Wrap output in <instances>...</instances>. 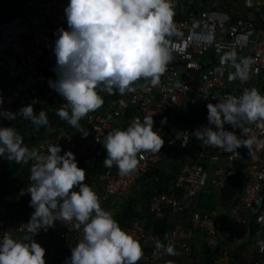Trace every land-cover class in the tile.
I'll use <instances>...</instances> for the list:
<instances>
[{
	"label": "built area",
	"instance_id": "obj_1",
	"mask_svg": "<svg viewBox=\"0 0 264 264\" xmlns=\"http://www.w3.org/2000/svg\"><path fill=\"white\" fill-rule=\"evenodd\" d=\"M67 3L68 0H0L3 109L13 112L16 104L37 106L56 95L47 81L56 79L52 71L56 63L52 50L54 33L60 27L67 29L64 15ZM174 3L176 31L168 37L173 60L159 84L153 86L140 80L135 92L112 94L100 109L80 120L89 133L86 138L67 124L43 134L34 148L46 154L49 145L59 144L60 154L73 152L81 168L98 160L109 131L124 130L135 118L142 122L153 114V130L164 139V145L157 154L141 153L144 159L132 174L121 175L115 165L98 172L93 185L100 202L131 194L139 179L159 167L163 158L169 159L171 189L145 196L143 208L158 220L168 213L189 210V222L161 230L146 227L139 219L131 220L125 231L144 248V264H155L163 258L165 253L155 249L157 241L172 243L176 249L188 245L197 231L202 232L204 245L213 251L212 264H231L230 250L219 244L221 231L225 230L236 245H244L257 233L264 240V222H258L264 216V122L244 125L250 131L243 138L253 143L250 149L242 146L236 150L240 158L204 144L192 133L207 125L206 105L218 102L213 97L237 96L244 88H264V0H250V4L247 0H174ZM233 46L238 57H251L252 69L259 70L248 81H229L228 73L235 69L220 63L224 52ZM164 117L167 122L162 125ZM6 123L7 119L0 120V126ZM224 127L238 136L242 133L240 128L232 129L227 124ZM32 163H27L28 179ZM236 175L241 189L236 199L228 201L224 214L215 207L196 206L202 190L207 187L221 190ZM29 185L18 193H28ZM29 218L0 219V233L8 231L14 238L24 235ZM252 224L256 228L253 232ZM54 228L58 239L55 251L71 250L82 238V229L74 230L70 222H56ZM238 264H264V252L258 246L254 257Z\"/></svg>",
	"mask_w": 264,
	"mask_h": 264
},
{
	"label": "clouds",
	"instance_id": "obj_2",
	"mask_svg": "<svg viewBox=\"0 0 264 264\" xmlns=\"http://www.w3.org/2000/svg\"><path fill=\"white\" fill-rule=\"evenodd\" d=\"M175 14L174 0H68L64 8L67 29L60 27L54 33L56 63L52 71L56 79L47 81L64 100L56 115L86 138L89 133L79 122L103 106L99 91L132 93L140 80L158 85L173 60L168 37L176 31ZM220 63L235 69L228 73L229 81L245 82L259 71L252 69L251 57H238L235 46L224 52ZM213 99L218 102L206 105L207 125L192 134L204 144L240 158L236 150L242 146L250 149L253 143L243 138L250 131L244 125L264 122V94L251 87L244 88L240 96ZM2 104L0 97V120L19 117L30 121L36 130L49 124L47 113H36L32 104L15 113L3 109ZM152 116L142 122L135 118L126 129L107 133L102 162L106 168L115 165L121 175H129L144 159L141 153L160 151L164 139L153 130ZM166 122L167 118H162L161 124ZM225 124L242 129L241 135L225 130ZM61 152L59 144H51L46 154H41L25 145L15 127L0 126V157L16 164L33 162L28 194L29 206L34 209L22 237L0 233V264H46V250L34 237L41 230L54 228L56 222H70L74 230L82 229V238L64 264H138L144 256L139 240L119 226L112 211L102 208L99 195L84 183L86 171L78 167L75 154ZM258 222H264V216ZM257 244L264 252V240ZM155 249L168 256L178 255L172 243L157 241Z\"/></svg>",
	"mask_w": 264,
	"mask_h": 264
},
{
	"label": "trees",
	"instance_id": "obj_3",
	"mask_svg": "<svg viewBox=\"0 0 264 264\" xmlns=\"http://www.w3.org/2000/svg\"><path fill=\"white\" fill-rule=\"evenodd\" d=\"M261 94H264V88H258ZM118 91H114L116 94ZM237 93V92H236ZM242 92H239L237 96H240ZM99 95L103 98L104 102L112 96V94H108L106 91H99ZM64 103V100L57 93L56 95L37 106H33L36 113L40 110L45 111L48 116L49 124L47 126H42L39 130H36L35 126L31 124L30 121L24 120L20 118V120H16L13 122L12 127H15L19 134L22 135L24 139L25 145H27L30 149L34 148L37 141L42 137L46 132H55L57 129L64 127L68 123L66 121H62L57 115V110L61 107V104ZM21 107L19 105H14L13 112H17ZM19 118V117H18ZM12 120H7L9 123ZM14 121V120H13ZM106 157V150L102 152L99 156L98 160L93 163L87 164L81 168L86 171V179L85 181H92L94 176L105 168L103 165V160ZM29 168L27 164H16L13 161L8 160L6 157H0V219L2 220H13L20 217H30L34 209L29 206V201L31 199L28 193L20 194L18 193L20 188L25 187L27 184H30V179H28ZM157 172L154 170L149 171L146 176L154 174ZM239 175H236L230 178L226 185L221 189V197L223 201H233L239 195L241 185L238 179ZM169 180V176L163 177L159 175L157 182L158 186H154L145 192V196L150 194L151 192H159V191H168L166 189V183ZM78 191V189H75ZM212 189L210 187L202 190L198 196V205L204 209H210L214 207L212 205L211 197H212ZM133 201H127L122 206L121 215L118 219V222L127 225L129 217L136 214L135 209L133 208ZM187 211V210H185ZM168 215V214H167ZM166 216L161 219H155L151 214H149L146 220V227L153 226L157 229H166L169 226L166 225ZM254 224L251 225L252 232L254 229ZM256 226V225H255ZM208 248V247H207ZM213 254V252H212ZM60 255L62 257L70 256L71 252L69 250H61ZM231 264H238L235 257L231 256Z\"/></svg>",
	"mask_w": 264,
	"mask_h": 264
},
{
	"label": "crops",
	"instance_id": "obj_4",
	"mask_svg": "<svg viewBox=\"0 0 264 264\" xmlns=\"http://www.w3.org/2000/svg\"><path fill=\"white\" fill-rule=\"evenodd\" d=\"M170 167H171V163L169 159L163 158L159 167H156L154 169V172L156 171L157 174L154 173L139 179L136 183V187L131 192V194L125 197L111 198L107 201H102L101 202L102 208L112 211L114 214V219L117 220L118 222V219L121 215L122 206L127 201L132 200L133 208L135 209L136 214L133 216L131 215L128 219V222H130L133 219H139L142 222L146 223L149 213H147L146 209L143 208L145 192L153 188L154 186L156 187L159 185V183L157 182L159 175L163 177L167 176L168 178ZM84 183L90 185L94 191L96 190V187H94L93 185V180L84 181ZM166 189L168 190L171 189V184L169 180L166 183ZM211 191H212V197H211L212 205H214V207L221 214H224L228 208V202L222 200L220 189H212ZM195 204L197 207H200L198 205L199 204L198 199ZM189 216H190L189 210L187 211L184 210L181 213L180 212L168 213L165 222L166 225L168 226H171L175 223L187 224L189 222ZM127 225H123L119 223V226L124 231L126 230ZM257 234L254 238H251L244 245H236L235 243L229 240L226 231L223 230L220 233L219 244L221 246L228 248L230 250V255L235 257L237 263H239L242 260L250 259L257 254V250H258L257 241L262 240V238L260 236H257ZM22 236L23 235L17 238H20ZM34 239L46 250V255H45L46 264H64L65 258L70 257V256L62 257V255H60L61 250L59 252L55 251L57 250L56 246L58 243L55 228H51L47 232L40 231L39 234L34 237ZM176 251L178 252V255L168 256L164 254L163 258L155 264H168L169 261H171L172 264H212L213 251L211 248L209 247L207 248V246L204 245L201 231L195 232L189 244L184 247H177ZM138 264H144L143 258L138 262Z\"/></svg>",
	"mask_w": 264,
	"mask_h": 264
},
{
	"label": "rangeland",
	"instance_id": "obj_5",
	"mask_svg": "<svg viewBox=\"0 0 264 264\" xmlns=\"http://www.w3.org/2000/svg\"><path fill=\"white\" fill-rule=\"evenodd\" d=\"M16 120H20V118H17ZM16 120H12V121H10L9 123H6V125H5V127H9V126H12L13 124V122H15ZM103 150V149H102Z\"/></svg>",
	"mask_w": 264,
	"mask_h": 264
}]
</instances>
